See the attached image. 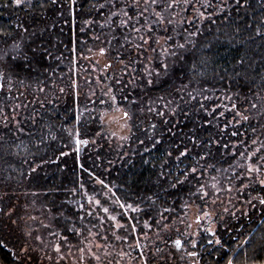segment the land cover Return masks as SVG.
Listing matches in <instances>:
<instances>
[{
    "label": "trees",
    "instance_id": "1",
    "mask_svg": "<svg viewBox=\"0 0 264 264\" xmlns=\"http://www.w3.org/2000/svg\"><path fill=\"white\" fill-rule=\"evenodd\" d=\"M167 2L158 0L156 11ZM133 3L0 0V33L9 34L0 35L9 53L0 71L17 80L14 90L26 98L18 111L4 113L10 120L0 134V264H67L94 239L131 251L120 264H188L190 257L195 264H264V186L247 172L264 157V0H239L247 5L240 8L237 0H191L194 7L181 11V3L163 13L183 17L172 25L151 24L150 7L145 16L153 40L141 48L144 33L111 16ZM143 7L140 0L129 12L134 27L144 24L136 16ZM189 31L197 34L189 38ZM186 39L191 42L177 50ZM15 52L20 56L13 61ZM161 61L169 66L166 75ZM117 110L120 132L106 120ZM187 135L203 145L192 151L205 156L203 171L172 188L193 166L175 159L177 148H192ZM226 200L224 223L231 229L223 234L218 224L220 244L209 232L192 231V210L205 216L212 205L224 212ZM177 239L181 250L173 246Z\"/></svg>",
    "mask_w": 264,
    "mask_h": 264
},
{
    "label": "snow or ice",
    "instance_id": "2",
    "mask_svg": "<svg viewBox=\"0 0 264 264\" xmlns=\"http://www.w3.org/2000/svg\"><path fill=\"white\" fill-rule=\"evenodd\" d=\"M10 2L14 3L16 6H20L22 4L23 0H10ZM143 2H144L143 10L136 12V16L137 17H144V24L141 27H134L133 26L134 18H133V16L129 15V12L132 11L133 7L137 8V9L140 8V0H134V3L131 4V5L125 4L124 7L119 8V10L117 12H112L111 13V16H119L120 17V19H119V26L120 27H131V30L133 32H135V33H141V32L144 33L143 35H141L139 37L140 40L142 41V44L136 45L137 48H141L142 46H148V47L151 46V42L153 40V28H152L151 24H157V25L168 24V25H172L174 23H176V24H183L184 23L183 17L179 21H174L173 19H166V17L163 15V13L167 12L168 9H172L174 7H180L181 3L183 4V8L181 9V11H184V9L189 8V7H194L191 4V0H169V2H167V4H166L164 9H162L161 11H156V8L159 7L158 0H143ZM225 2H226V0H225ZM206 6L210 7L211 5H206ZM246 6H247L246 4L245 5H241L239 3V0H237V8L246 7ZM100 7L103 8L104 5H100ZM150 7L152 8L151 15L155 17V20L151 21V24H149L148 18L145 16V13L149 12V8ZM125 9H127V10H125ZM219 10L223 11L224 9L220 8ZM195 12H196L197 15H199L201 20L204 19V13L201 12L199 10V8H196ZM177 15H179V13H177ZM136 23H139V20H136ZM187 23L189 24V26H191L192 23H193V20L190 19V20L187 21ZM261 24H262V26H264V21H262ZM102 27H103V25H102ZM198 31H199V28H197V32ZM197 32L189 31L188 32V37L190 38V37L195 36L197 34ZM0 35H9V34L0 33ZM256 35H258V36L262 35V33L260 31V28H257ZM167 39H168V41H170L171 37H168ZM155 42L157 44L160 43V41L158 39L155 40ZM189 42H191V41L189 39H186L184 44L177 43L175 45V48L177 50H184L186 44L189 43ZM12 47H13V51H14L15 49L19 48V45L15 44ZM168 51H169L168 49H165V52H168ZM103 52H104V49H101V53H103ZM8 54H9L8 51H4L3 53H0V61H3L5 59V57L8 56ZM170 54L173 55V56H177L178 55V53L176 51H172ZM19 56H20V53L19 52H15V54L12 56V60L15 61ZM241 63H242V61H241ZM168 67L169 66H168V64L165 61H161V68H162V71H163V73L165 75L168 72ZM148 74L151 75V72H149ZM156 75L159 76L160 73L157 72ZM3 76H4V72L0 71V77H3ZM148 83L151 84L152 80H149ZM0 87H2V85H0ZM184 87L186 88L187 85H185ZM189 96H190V98L192 100L196 99V97L194 95H192V93H189ZM168 103L170 104L171 102H168ZM201 107H203V105H201ZM233 107H235V105ZM252 107L255 108L256 105L253 104ZM175 112H176V109H173L172 113L175 114ZM158 114L161 115V116L165 115L164 112H159ZM237 114L239 115V113H237ZM127 115L128 114L125 113V116H127ZM184 115L187 117L188 113L185 112ZM241 119L242 120H247L248 117L247 116H241ZM165 123H168V121H165ZM5 126H7V125H5ZM152 127H153V129H155L156 125H152ZM173 127H175V125H173ZM171 130L172 129H169V131H171ZM253 131H255V130H253ZM232 135L235 136V135H237V133L234 132V133H232ZM187 139H188L189 143L192 145V148L188 147L187 145L183 146V150H179V148H177L178 155L175 157V159L177 161H180L182 158L190 159V162H191V164L193 166L190 167V168L186 167L185 170H183L182 175H183L184 179L183 180H179L178 179L176 181V183H171L170 187H172V188H175L177 184L185 183L190 176L191 177H195L196 173L198 171H203L202 167L200 166V163H201L202 160L205 159V156L200 155L199 153H197V155L195 157L192 156L193 148L203 147V145L193 135H187ZM76 143L80 144V143H87V142L86 141L77 140ZM155 143L159 144V143H161V141L160 140H156ZM210 143H211V141H210ZM253 143H256V142L253 141ZM224 147L227 148L228 145H225ZM62 155H66V153H62ZM240 155H241V157H243L245 155V153L242 152V153H240ZM248 155H249V158H251V156L255 155V153H249ZM166 156H167V158H172L173 152L172 151H168L166 153ZM261 159L264 160V157H262ZM145 163H147V161H145ZM166 165H167V160H165L164 165H162V167H164ZM239 166L240 165H238V167ZM247 172H248L249 175H251L252 173H257L258 174L260 172V168L257 167L255 164L249 163L247 165ZM159 175H160V178L164 179V180H167L169 178V174H167V173H165L163 171H161ZM257 179H258L259 184L261 186H264V178H260L259 176H257ZM245 187H247V185H245ZM203 190H204V185H201L200 188L197 191L203 192ZM204 194L207 195V193H204ZM148 199H151V197H148ZM260 204L264 205V198L260 199ZM121 207H124V205H121ZM128 207H131V205H128ZM133 210L135 211L136 209H133ZM104 211L107 212L108 210L104 209ZM165 211H168V209H165ZM205 216H207V213H205ZM112 219H115V217H112ZM199 219H200V217H197L198 221H199ZM157 223L159 224L160 221H157ZM145 226L146 227L148 226L147 222L145 223ZM70 231H71V229H70ZM133 231H135V229H133ZM117 238L119 239V237H117ZM209 243H212V241H209ZM215 243L216 244H220V240L217 239L215 241ZM241 243L243 244L244 241H241ZM174 244H175V247L177 249H179L181 247V240L180 239L175 240ZM0 246H5V241L4 240H0ZM193 246H195V243H193ZM137 247H139V244H137ZM56 251H57V253H59V251H60L59 245H57ZM189 255L196 256L197 254L195 252H192V253H189ZM145 264H147V261H145ZM228 264H232V260L231 259L228 260Z\"/></svg>",
    "mask_w": 264,
    "mask_h": 264
},
{
    "label": "rangeland",
    "instance_id": "3",
    "mask_svg": "<svg viewBox=\"0 0 264 264\" xmlns=\"http://www.w3.org/2000/svg\"><path fill=\"white\" fill-rule=\"evenodd\" d=\"M7 47H8L7 44H2L0 46V52L3 53L4 51H6ZM2 71L4 72V76L0 77V85H2V87H0V134L1 135L2 133H4L3 131L4 128L6 127L5 125H7V122L10 120V118H8L10 116L3 117L4 113H6L8 110L12 112L15 111L14 107L16 108V111H18L21 100L26 99L24 97L25 96L24 93L22 94V92L19 91L17 92L18 94H16V91L14 90L13 85L17 80H13V76H11L9 72H6L4 70ZM19 82L22 83V80H19ZM12 112L9 113L12 114L14 117L15 114H13ZM121 115H122L121 110H117L116 112H113L106 117V120H109L111 122L109 127H111L112 130L115 131L118 130L119 132L123 130V128H121L122 127ZM255 165L260 168V172L258 174L254 173L255 174L254 176L257 180L256 182H258L257 176H259L260 178H264V160L261 159V156L258 157L257 163ZM249 176L251 177L252 175ZM217 192H219L218 188L215 187V193ZM226 204H227V200L224 201L223 206L221 207V209H219L220 211L224 210V212H220V213L216 212V208L211 205V207H208L207 209V213H208L207 216H202V215L198 216L197 213L194 212V210H192L191 212V219L193 221L192 231H200L205 233L209 232L211 233V235H213L214 241H216L218 237L216 235V233L218 232L217 230L218 224H222L220 231L223 234L224 233L227 234V231L231 229V226L228 223H224V220L227 218V216L230 215L228 212H226V208H227ZM244 208L247 209L246 205L244 206ZM245 213L246 210L242 211L241 214L245 215ZM234 214L235 213L232 212L233 217L235 216ZM197 217H200L199 221L197 220ZM174 241H173V246L175 247ZM182 245L183 244L181 243V247L179 249H177L176 247L175 248L177 250H181L183 248ZM130 254L131 251L129 250H126V252L122 250L115 251L112 247L109 248L107 244H104L94 239L87 242V249L81 250L74 255L72 253L71 260H67V264H105L106 261L112 262L111 260L113 258H115L114 259L115 262H113L112 264H120L121 261L127 260ZM191 258L192 257H190L191 262H188V264H195L194 263L195 261H192Z\"/></svg>",
    "mask_w": 264,
    "mask_h": 264
}]
</instances>
